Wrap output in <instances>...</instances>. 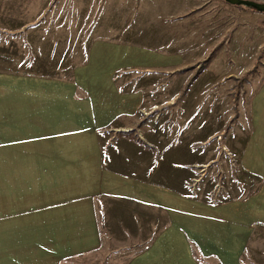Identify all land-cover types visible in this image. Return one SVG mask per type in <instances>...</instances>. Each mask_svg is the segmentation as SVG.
I'll return each instance as SVG.
<instances>
[{
	"label": "crops",
	"instance_id": "0c3cea01",
	"mask_svg": "<svg viewBox=\"0 0 264 264\" xmlns=\"http://www.w3.org/2000/svg\"><path fill=\"white\" fill-rule=\"evenodd\" d=\"M188 1L171 19L206 0ZM55 2L0 0V264H88L102 241L128 264H264V77L204 131L200 85L229 99L243 74L213 58L173 103L198 59L184 44L144 50L87 6L53 22Z\"/></svg>",
	"mask_w": 264,
	"mask_h": 264
},
{
	"label": "rangeland",
	"instance_id": "374dc122",
	"mask_svg": "<svg viewBox=\"0 0 264 264\" xmlns=\"http://www.w3.org/2000/svg\"><path fill=\"white\" fill-rule=\"evenodd\" d=\"M55 1V3L60 4L59 11L53 12L50 21L64 22L73 19L75 22H79L81 20V9L87 6L89 9V14L86 16L87 23H92L95 27H101L105 30H118L121 33V40L128 38L136 45L151 46L148 48L155 45H167L170 48H175L178 44H184L186 60L198 59L195 63L185 65L179 69L178 72H190V74L179 88L173 103H178L186 95L182 97L181 92L188 80L195 74L196 69L189 67L206 59L212 51L213 56L194 81L206 70L213 58H215L214 62L209 68L211 75H217L221 72H230L233 75L243 74L237 81L235 80V89L229 94L233 109L232 103L224 93L227 83L214 86L208 91L204 82L200 85V95L198 97L201 120L207 114L206 118L202 120L204 131L215 127L214 117H218L220 121H223L232 110L234 111L232 117L235 118L237 113L236 103L243 84L250 82L255 76L260 79L264 77L262 76L264 73V13L258 14L259 18L250 19L242 17V13H255L249 9L229 5L223 0H206L200 2L199 8H194L184 19H171V14L176 13L182 7L190 5L188 0ZM96 4L102 5L96 6ZM97 8L101 10L98 11ZM113 9L114 13L112 12ZM168 17L170 18L167 19ZM235 30L237 31L236 38L233 36ZM238 34L239 36H237ZM1 51H6V43L4 42L0 44ZM250 69H253L252 72L246 75L245 79L240 80ZM163 73L160 75L164 79L172 78L168 71L167 74ZM169 82L168 80L165 87ZM239 112L241 113L240 108ZM234 121L235 119H233ZM228 125H230V122L227 121L224 127ZM221 180L224 186L225 183L223 179ZM192 181L193 179L190 184ZM198 183L197 181L192 184L194 185L193 190L197 188ZM116 246L111 244V241H102L99 249L88 254V264H128L129 254L123 249L115 251ZM77 264H85L84 257L82 262L78 261Z\"/></svg>",
	"mask_w": 264,
	"mask_h": 264
},
{
	"label": "trees",
	"instance_id": "16d2710c",
	"mask_svg": "<svg viewBox=\"0 0 264 264\" xmlns=\"http://www.w3.org/2000/svg\"><path fill=\"white\" fill-rule=\"evenodd\" d=\"M259 1H264V0H259ZM238 8H243V7H238ZM243 9H245V8H243ZM250 11H253L255 13H258V12L254 11V10H250ZM212 56H213V51L210 53V55L206 59H204L201 62H198V63L192 65L191 67H189V68H196L195 69V74L188 80L186 86L182 90V92H181V96L182 97L186 94L188 88L190 87V85L192 84V82L194 81V79L196 78V76L205 68L207 62L210 60V58ZM252 70L253 69H250L249 71H247V73L244 75V77H242V79H240V80L245 79L246 78V75H248L250 72H252ZM145 146H147V145L145 144Z\"/></svg>",
	"mask_w": 264,
	"mask_h": 264
},
{
	"label": "water",
	"instance_id": "95a60500",
	"mask_svg": "<svg viewBox=\"0 0 264 264\" xmlns=\"http://www.w3.org/2000/svg\"><path fill=\"white\" fill-rule=\"evenodd\" d=\"M227 4L236 6V7H243L249 10H254L258 13H264V1L258 0H223Z\"/></svg>",
	"mask_w": 264,
	"mask_h": 264
},
{
	"label": "built area",
	"instance_id": "2783aa9c",
	"mask_svg": "<svg viewBox=\"0 0 264 264\" xmlns=\"http://www.w3.org/2000/svg\"><path fill=\"white\" fill-rule=\"evenodd\" d=\"M217 177H218V180L216 181V183L214 184V187L212 189V198L213 199H216L220 195V193L223 191V188H224L222 180H221L222 177H220L219 175ZM197 181H199V178H196V179L194 178L192 183L189 184L190 190H193L194 185H192V184H195Z\"/></svg>",
	"mask_w": 264,
	"mask_h": 264
}]
</instances>
